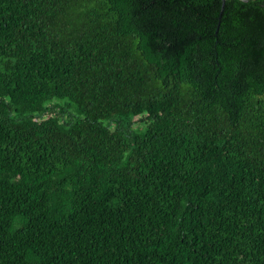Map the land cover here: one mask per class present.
Masks as SVG:
<instances>
[{
  "label": "trees",
  "instance_id": "16d2710c",
  "mask_svg": "<svg viewBox=\"0 0 264 264\" xmlns=\"http://www.w3.org/2000/svg\"><path fill=\"white\" fill-rule=\"evenodd\" d=\"M0 264H264V0H0Z\"/></svg>",
  "mask_w": 264,
  "mask_h": 264
},
{
  "label": "water",
  "instance_id": "95a60500",
  "mask_svg": "<svg viewBox=\"0 0 264 264\" xmlns=\"http://www.w3.org/2000/svg\"><path fill=\"white\" fill-rule=\"evenodd\" d=\"M224 1H225V0H222L223 3H224ZM241 1H243V2H247V1H249V0H241Z\"/></svg>",
  "mask_w": 264,
  "mask_h": 264
},
{
  "label": "rangeland",
  "instance_id": "374dc122",
  "mask_svg": "<svg viewBox=\"0 0 264 264\" xmlns=\"http://www.w3.org/2000/svg\"><path fill=\"white\" fill-rule=\"evenodd\" d=\"M71 111H73V110L71 109Z\"/></svg>",
  "mask_w": 264,
  "mask_h": 264
}]
</instances>
